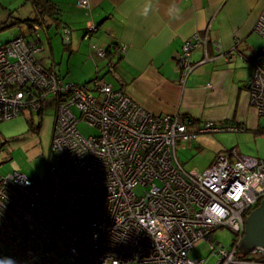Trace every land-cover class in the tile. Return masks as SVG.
Here are the masks:
<instances>
[{"label":"built area","instance_id":"2783aa9c","mask_svg":"<svg viewBox=\"0 0 264 264\" xmlns=\"http://www.w3.org/2000/svg\"><path fill=\"white\" fill-rule=\"evenodd\" d=\"M76 3L88 6V0ZM255 29L264 40V8ZM39 30L35 24L29 36L19 32L0 44V121L38 113L56 98L51 151L67 174L55 165L41 181L16 168L0 173V264H205L206 257L189 255L201 241L210 243L217 264H264L263 247L239 249L246 217L264 198V158L233 148L197 172L177 154L178 140L245 125L152 113L100 76L89 84L66 80L35 56ZM94 30L89 25L86 35ZM62 33L68 41L69 30ZM207 44L208 35L182 44V82L209 58L192 60L194 49ZM91 47L98 58L106 56L104 47ZM251 65L249 102L264 117V44ZM81 122L97 133H82ZM139 185L141 194L134 191ZM59 202L71 204V213ZM222 227L233 236L220 242L213 233Z\"/></svg>","mask_w":264,"mask_h":264},{"label":"crops","instance_id":"0c3cea01","mask_svg":"<svg viewBox=\"0 0 264 264\" xmlns=\"http://www.w3.org/2000/svg\"><path fill=\"white\" fill-rule=\"evenodd\" d=\"M46 1L55 15L45 13L36 21L32 0H0V17L7 14L0 19V44L19 32L29 36L37 24L42 28L40 50L46 49L43 38L50 46L49 63L40 60L66 80L84 84L98 75L156 114L231 121L246 129L252 119L261 117L249 102L248 81L252 58L264 44L255 29L264 0H88L87 7L79 6L77 0ZM28 17L32 21H26ZM89 25L96 30L87 36ZM52 28L63 42L60 61L52 44ZM63 29L69 30L68 41ZM10 31V36L1 38ZM195 35H208V44L206 50L194 49L192 60L206 54L209 58L182 82L177 55ZM259 38L261 46L256 42ZM91 44L104 47L106 56L98 58ZM117 45L123 52L116 53ZM70 63H78L77 73ZM40 113L30 112L26 118L35 123L33 116L38 114L41 120Z\"/></svg>","mask_w":264,"mask_h":264},{"label":"rangeland","instance_id":"374dc122","mask_svg":"<svg viewBox=\"0 0 264 264\" xmlns=\"http://www.w3.org/2000/svg\"><path fill=\"white\" fill-rule=\"evenodd\" d=\"M6 12L3 16H5ZM7 15V14H6ZM42 28H40V32ZM16 31V29H14ZM10 31L4 34L1 38H7L11 35ZM53 48H55L56 59L60 61V52L63 42L60 35L55 32V28L50 31ZM262 38L257 39V44ZM263 41V40H262ZM43 43L46 46L45 50L35 52V56L40 60L43 59L49 63V42L43 38ZM262 43H260L261 46ZM47 58V59H46ZM42 61V60H40ZM62 66L65 69L67 58L62 61ZM43 63V62H42ZM71 68L78 72L77 65H72ZM75 77L79 75H74ZM42 115L41 125L38 132L30 131L26 115L20 114L9 120L0 121V173L8 174L15 168L24 173L34 181H41L46 173L49 165H55L61 175H66L67 170L61 157L51 151V142L53 137V122H54V106L47 105ZM35 123L39 121L38 114L33 116ZM256 119L257 117H254ZM258 121V122H257ZM264 127V117H259L255 121L253 119L248 123V127L244 131L231 132H204L199 133L196 139L191 143L178 140V155L187 170L203 171L214 160L215 156L223 151L237 149L239 153L251 156L264 158V129L256 131L258 126ZM79 128L85 135L95 134L97 130L89 127L86 123L81 122ZM145 188L142 185L136 186L134 191L141 194ZM58 208L66 213H71L72 205L59 202ZM233 233L226 227L219 228L213 233V238L220 242L231 239ZM191 257H206L205 264H217L218 256L210 249V243L201 241L196 244L190 251ZM122 264H136L135 262H125Z\"/></svg>","mask_w":264,"mask_h":264},{"label":"water","instance_id":"95a60500","mask_svg":"<svg viewBox=\"0 0 264 264\" xmlns=\"http://www.w3.org/2000/svg\"><path fill=\"white\" fill-rule=\"evenodd\" d=\"M254 247L264 248V198L253 208L245 221L240 251L247 254Z\"/></svg>","mask_w":264,"mask_h":264},{"label":"trees","instance_id":"16d2710c","mask_svg":"<svg viewBox=\"0 0 264 264\" xmlns=\"http://www.w3.org/2000/svg\"><path fill=\"white\" fill-rule=\"evenodd\" d=\"M32 3H33V5H34V11L35 12H37L36 13V16L34 17L35 18V20L36 21H38L39 19H38V17H40L39 15H42L43 14V17H44V14L45 13H47V14H50V16L52 17V16H54L55 15V13L53 12H51V9H49L50 8V6H52V4L50 3H48L46 0H32ZM42 17V16H41ZM32 21V19H30V17H28L27 19H26V21ZM34 20V21H35ZM45 22V21H44ZM41 24H43V23H41ZM96 76H98V75H95L94 77H96ZM94 77L93 78H91L89 81H87V82H85L84 84H89L90 83V81H92L93 79H94ZM49 104H51V106H54V114H56V112H55V107L57 106V103H56V98H53V99H50L47 103H46V105L45 106H47V105H49ZM45 106L39 111V112H42V111H44V108H45ZM38 112V113H39ZM55 117V116H54ZM27 119V121H28V127H29V130L30 131H34V132H38V129L40 128V123H41V120L39 119V121L37 122V123H34L33 121H32V118H26ZM55 120V119H54ZM262 128L264 129V127H262L261 125L260 126H258L255 130L256 131H259V130H262ZM245 130H246V126H245Z\"/></svg>","mask_w":264,"mask_h":264},{"label":"bare ground","instance_id":"6f19581e","mask_svg":"<svg viewBox=\"0 0 264 264\" xmlns=\"http://www.w3.org/2000/svg\"><path fill=\"white\" fill-rule=\"evenodd\" d=\"M192 141H193V140H192ZM192 141H191V142H192ZM191 142H188V143H191ZM191 171H192V170H191ZM194 171H195V170H194ZM197 172H201V171H197Z\"/></svg>","mask_w":264,"mask_h":264}]
</instances>
